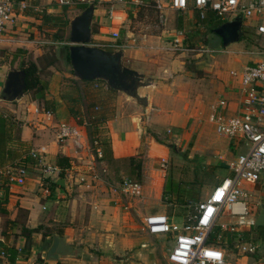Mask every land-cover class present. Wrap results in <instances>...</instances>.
<instances>
[{
  "label": "crops",
  "instance_id": "obj_1",
  "mask_svg": "<svg viewBox=\"0 0 264 264\" xmlns=\"http://www.w3.org/2000/svg\"><path fill=\"white\" fill-rule=\"evenodd\" d=\"M21 1L25 5L24 8L33 6L39 11L43 9L48 12L61 11V6L56 0ZM88 1L90 2V0ZM72 7L78 10L76 5ZM24 8H16L14 19L6 24L4 31L0 34V92L11 66L20 68L24 56L31 53L35 60L43 52V47L38 46V43H42L40 38L42 31L38 29L41 21L24 11ZM114 11L126 12L125 9ZM110 22V19L107 20V17L104 16V10L98 7L95 2L93 26H97L99 30L93 33L94 43L105 41L106 38L110 39L109 36L102 33L108 29ZM170 31L171 33H168ZM176 32L174 28L162 29L161 34L153 37L158 41L159 48L171 49V40L176 39ZM222 48L226 47L222 46ZM126 49L125 55L129 59L143 62L140 68L133 69L152 79V84L140 89L141 94L146 93L148 95V104L145 109L134 99L115 91L112 105L114 107L113 114L101 126L102 132L107 134V141L111 145L112 159L110 160L93 154L92 149H90L85 122L79 124L73 116L67 114L66 119L59 118L58 114L64 115L65 109L63 110L64 103L56 95V111L51 123H48L43 116L34 113V107L38 105L37 101L30 99L32 109L31 111L26 109V104L29 103L26 100L27 94L18 102L0 100V112L6 111L22 122L20 139L30 147V155L38 159L35 164L25 163L24 167L19 166L16 169H11L10 179L6 183L8 187L7 202L2 204L4 211L0 213V249L4 247L16 251L12 263L118 264L117 261L123 259L124 256L122 251L129 245L137 244L140 237L136 236L132 229L137 222L135 213L130 209L132 208L131 203L126 201V197L120 198L118 195H114L110 188L108 189L107 184L101 178V170L130 169L129 162L123 160L130 156L135 157L136 161L141 163L140 169L144 179L143 183L140 182L144 194L142 209L145 210V214L141 216L143 222V217L149 213L157 212L165 213L170 217L173 216L161 209L162 206L159 205V201L164 196V200L168 204L177 205L169 193L176 191L179 187L177 184L180 169H220L219 167L222 165H224V169H228V162L240 154L239 145L245 141L224 135L221 136L227 141L230 152L224 161L219 163L210 159L211 156L207 155V152L196 149L197 144H194L189 152L181 157L171 155L169 149L165 152L161 151L159 155L155 146L159 144L150 140L148 149L146 152H142L139 150V138L143 126L149 127L154 132H158L159 128H169L172 139L182 147L181 151L184 152L197 123L207 121V117L215 112L214 109L220 99L226 100V106L221 109L222 114L233 116L240 113L239 100L242 96L240 77L239 75L234 76L230 72L231 70L239 72L248 63L239 68H232L228 72H220L208 77L207 75H194L183 66L177 65L176 59L161 67L158 66L159 59L147 60L138 56V52L134 50H127V52ZM175 58H179V56L176 55ZM181 63L184 64V61ZM230 67H236V65ZM104 90L102 89V91ZM51 94L52 92L48 91V95ZM137 118L140 119V123L135 121ZM61 120H66L79 127L84 144L82 149H76L71 140L57 141L56 126ZM211 125L216 131L215 125L213 123ZM59 155L67 158V164L64 168L60 167L58 162ZM194 156L198 161L193 159L188 161ZM161 157L166 158V168L161 167ZM51 165L57 166L59 169L72 168L75 170L91 167V169H98L96 172L99 176L90 185L82 183L73 188V184H76L77 181L76 177L72 179L65 172H63L64 176L62 177L59 176V173L46 174L44 172L45 166ZM20 168H24V174L19 173ZM162 169H179L175 173L172 171L170 173L172 186L167 187V178L163 173L166 170L163 171ZM79 174L77 173V176ZM2 176L0 170V201L3 200L1 197L5 191ZM58 178H64V185L57 184V186L50 188L49 181L56 182ZM260 179H263L264 184V173ZM256 182H246L244 184L245 191L249 192L251 187L253 189ZM42 184L49 188V194L46 195L43 192ZM258 193L260 197L257 200L258 207L252 206L254 214L260 203L264 201V188H260ZM179 206L184 207L183 204ZM153 208H157V211H149ZM184 215H182L181 221ZM77 221L78 224H75ZM23 226L34 231H31L29 237V250L26 247L25 252H20L27 241V235L22 231ZM55 233L61 235L65 242L74 246V254L50 262L45 259V253L51 245ZM256 233L260 238L256 240L259 246L256 253L242 256V260L246 264H264V231H259L257 228ZM225 234L227 235V233ZM73 239H78L77 243L82 244L81 254H85V252L94 253L92 251L94 249L99 250L100 256L96 259L92 257V260L77 256L75 254L76 247L71 243ZM162 260L169 264L167 256L162 254L156 256L152 261L155 264L156 262L161 264ZM7 262L10 261L6 255L0 256V264Z\"/></svg>",
  "mask_w": 264,
  "mask_h": 264
},
{
  "label": "rangeland",
  "instance_id": "obj_2",
  "mask_svg": "<svg viewBox=\"0 0 264 264\" xmlns=\"http://www.w3.org/2000/svg\"><path fill=\"white\" fill-rule=\"evenodd\" d=\"M92 1L93 0H90V2ZM155 1L161 6V9H159V11L165 19V25L162 26L164 30H170V28L175 25L179 17H182L183 19L182 29L184 30L183 32H185V35L183 34V36H185V39L181 42L171 40V49L159 48V46L157 45L158 41H156V38L153 37L154 35L156 36L158 34H161L162 30L160 29V26L156 20V17L158 16L156 14V11L146 8H140L139 10H137L136 8H133L131 5H129L126 0H95L97 6L104 10V16L107 17V20H109L111 11L114 10L125 9L126 12L130 13L131 16H127L125 24L119 29L120 32L118 41H121L125 45L128 44L126 47V51L134 50L138 52V56L144 57L147 60L151 58L159 59L158 66L161 67L166 64L168 65L171 60L176 59L177 65L183 66V68H186L187 70L191 71L194 75H207L208 77H211L214 74L220 72H228L232 68H239L245 63L250 62L251 64L252 62H254L255 59L259 58L258 54H260L262 50L264 51V37L258 36L250 30L248 31L247 36L243 37L242 34V37L239 42L233 43L227 46L226 48H222L221 40L218 35L212 34L209 31L206 32L205 30H201L200 28H195V24L193 23V18L195 15L193 14V11L190 13H183L181 11L169 8L168 0ZM74 5L75 4L61 6V10L65 11V15L68 20H71L75 15H77L81 11L79 9H73L72 6ZM93 29H96V26H93ZM98 30L99 29L97 27L96 32H98ZM197 30L198 33L196 34ZM68 33L69 23L64 28V42L59 43L58 41H54V39L52 38V31H42V35L40 36L42 43H38V46L43 47L42 55L44 56L42 57V59L36 57L35 61H37L40 67L41 77L48 81L47 90L49 92H52V94L48 96H50L56 101L55 95L57 96V98H60V95H64L66 98H74L78 95L77 100H79L77 102L79 103L76 107H80V109L83 111L86 108V94H88L87 91L91 90V86H86L85 84L80 83V80L75 79L73 77V73L70 72L72 70L71 64L68 63L67 60L64 58V54L61 56L59 54V48L61 47V45L63 43L68 44ZM168 33H171V31ZM150 35L152 36L150 37ZM186 39L187 42L185 41ZM104 42V47H109L108 44L110 43V39L106 38ZM176 55H178L179 58H175ZM31 60H33V55L30 53L24 56L22 63H27ZM181 61H184V64H182ZM47 62H51L52 67L47 68ZM141 64H143V62L140 60L129 59L126 55H124L123 57V65L129 68H140ZM43 65H45V68L43 67ZM231 65H236V67H230ZM106 92L107 90H104V94L102 95H104L107 105L110 107L114 103L115 92ZM81 94H83V98L80 96ZM26 97L27 103L29 102L28 104H26V109H30L31 111V95L27 94ZM63 100V110L65 109V114L58 115L59 118L66 119V116L69 115V112L67 110L68 104L67 101ZM135 121H137V123H140V119L138 118L135 119ZM211 124L212 123L210 122L209 117H207L206 122L200 121L197 123L196 129L192 132L188 147L184 152L181 151L182 147L179 146V144H176V142H174V140L172 139L170 131L171 129L168 130L169 128H159L158 132H154L151 131L149 127L146 128L145 126H143L139 138V150L142 152H146L150 140H154L156 143L159 144L155 145L158 149L159 155L161 151L165 152L167 149H169L171 150V155H177L182 157L186 155L187 152H189V150L194 146V144H197L196 149L203 150L205 151V153L207 152V155L211 156L210 159L216 160L218 163L220 161L222 162L229 154L230 149L228 148L227 141L224 139V137L219 135L214 130ZM99 137H101V140H107V134H105V132L101 131V136ZM245 150V143L241 142L238 151L241 153ZM176 151H178L179 153ZM192 159L198 161L195 156L193 158L188 159V161ZM219 168L220 169H180V171L179 169H166V171L163 173H165L164 175L167 178V187L173 185L171 183V171L173 173H175L176 171L180 172L179 182L177 184L179 186L178 189L174 192L169 191V195L173 199L174 203L177 205L172 206L168 204L164 200V196H162L159 201V205L162 206L161 209H164L166 213L170 215H174V220L177 223H180L182 215L190 211L187 207L185 208L179 206L180 204H182V199L183 201L185 199L199 200L207 197L213 187L219 183L220 179L224 176L229 175V170L224 169V165L220 166ZM93 170L98 171V169H73L75 177L79 178L81 176H84L86 178L82 182H80L79 180L76 181V184H73V188H76L78 186L77 184H88V180L92 177L91 172ZM125 170L126 169H109V171H100L101 178L103 182L107 184L108 189L114 187L117 182L122 179V177L129 176L128 173L125 172ZM77 173L80 174L77 176ZM132 178H135V176ZM139 180L142 183L144 182V179L142 177V170L141 177L139 178ZM260 188H264L263 179L258 180L253 186V189L251 187L249 192H247L248 195L243 197L250 204V208H252L253 205L258 207L257 200L258 198H260L258 190H260ZM191 192L194 193V198L190 196ZM126 201L128 203H131L132 208L130 209H132L136 216L135 219L137 223L136 226L132 228L133 232H135V235L140 238L137 244L129 245L125 248L124 251H122L124 255L123 259L118 260L117 263L155 264V262L152 260H154L156 256L160 254L165 256L168 255V251L173 244V238L170 237L169 234H149L143 228L141 216L145 214V210L142 209L144 203V194L141 198L126 197ZM156 209L157 208H153L149 211H157ZM158 212H161V210H158ZM219 222L236 224V217L222 215L219 219ZM75 224H78V221ZM259 231H264V228H259ZM77 241L78 239L71 240V243H73L76 247L75 254L77 256L85 257L89 260H92V257L96 259L98 258V256H100L99 250L94 249L92 250L94 253L85 252V254H81L80 248L82 244H78ZM156 264L159 263L156 262ZM161 264H166V261L162 260Z\"/></svg>",
  "mask_w": 264,
  "mask_h": 264
},
{
  "label": "built area",
  "instance_id": "obj_3",
  "mask_svg": "<svg viewBox=\"0 0 264 264\" xmlns=\"http://www.w3.org/2000/svg\"><path fill=\"white\" fill-rule=\"evenodd\" d=\"M56 1L60 6L74 4L72 0ZM128 3L137 6L143 4V0H129ZM168 6L183 13H190L196 9L200 17H204L206 11H212L222 23L240 16L243 25L252 27L258 36L264 37V0H168ZM17 7L22 9L25 5L21 0H0V34L6 24L14 19ZM157 8L161 9L158 3ZM109 19L110 26L102 32L111 39L109 47L115 50L125 49L126 45H119L116 41L119 38L120 27L127 19V13L111 11ZM183 34V31H177L175 41L181 42ZM94 41L93 44L96 46L105 45L104 41L95 43ZM258 55V60L245 64L239 72L234 70L230 72L240 77L242 90L239 100L240 113L233 116L222 114L221 109L226 106V100L220 99L214 109L215 112L209 116L218 134L242 139L246 143V150L228 162L229 176L222 178L204 199L197 201L186 199L183 206L191 210L185 213L180 223L174 220V215L170 217L165 213L154 212L143 217V228L147 233L169 234L173 238L172 247L167 255L169 264H246L242 256L252 255L258 249V241L243 239V232L253 226L256 215L243 198L248 195L244 184L258 181L264 173V51ZM34 113L43 116L48 123L53 122V113L49 110H42L36 105ZM56 139L58 142L71 140L76 149H82L84 146L79 127L66 120L57 123ZM90 149L97 157L102 156L101 147L97 145L96 140L90 144ZM166 163V158L161 157L162 168H166ZM60 170L54 165L44 168L46 174L59 173ZM96 171L91 172L89 185L98 179ZM64 172L74 179L72 168L64 169ZM19 173L24 174V168H20ZM76 179L82 182L86 178L81 176ZM42 189L46 195L49 194L47 186L42 184ZM111 191L120 198L143 197L142 184L125 176L111 187ZM222 215L236 217V224L219 222ZM225 233L234 236L232 248L218 244L226 243ZM5 255L0 251V256Z\"/></svg>",
  "mask_w": 264,
  "mask_h": 264
},
{
  "label": "trees",
  "instance_id": "obj_4",
  "mask_svg": "<svg viewBox=\"0 0 264 264\" xmlns=\"http://www.w3.org/2000/svg\"><path fill=\"white\" fill-rule=\"evenodd\" d=\"M72 1L77 2L75 3V5L79 10H83L90 3L88 1H83V2L81 1L79 2L78 0H72ZM93 1L95 3V0ZM132 7L136 8L137 10H139L140 8H146L156 11V14L158 15L156 17L157 23L159 24L160 29H164L162 26L165 25V19L164 16L160 13L159 9L157 8V3L155 0H143V4ZM24 11L40 19L41 22L38 25V29L45 32L52 31V38L54 39V41H58L59 43L64 42L63 40L64 28L70 21L67 19L65 15V11L61 10L59 12H48L45 9L39 11L38 9H35V7L33 6L31 7L28 6L24 8ZM193 14L195 15L193 18L194 19L193 23L195 24L194 25L195 28H200L201 30H205L206 32L209 31L212 34H215L213 30L222 23V21L212 11H206L204 17H200L198 10L193 9ZM128 15L131 16L130 13L127 12V16ZM182 27H183V19L182 17L181 18L179 17L172 28H174L176 31H184ZM249 30L254 32L252 28L243 25L242 27L243 37L247 36ZM96 31H97V26L96 29H93V32ZM183 33L185 35V32ZM197 33L198 30L196 31V34ZM192 35H193V31H192ZM184 39L185 36L183 37V40ZM185 41L187 42V39ZM116 43L119 45H125L124 43L118 40L116 41ZM68 47H69L68 44L63 43L60 47L61 49L59 48V54L60 56L64 54V58L67 60L68 63H70L69 55H68ZM101 47L103 49L110 51L115 50V48L113 47H104V46ZM43 56L44 55L40 54L37 57L39 59H42ZM47 64H48L47 68L52 67L51 62L50 63L47 62ZM43 67L45 68V65H43ZM20 68H23L26 71L25 94H30L31 100H36L38 103V107L40 109L49 110L54 114V112L56 111V101L48 96V90H47L48 81L41 77L40 67L37 61L33 59L27 63L23 62L20 65ZM70 72L73 73L72 70ZM79 82L85 84L86 86L87 85L91 86V90L87 91L88 94H86L87 102L85 103V107H86L85 110L82 111L80 107H76L77 104L79 103L77 102L79 100V99L77 100L78 95L74 98H66L64 95L62 96L60 95V98L62 100L64 99L65 101H67L68 104L67 110L69 112V115L73 116V118L76 120L77 123L79 124H83V122L86 123V131L89 142L90 144H93L95 140L97 141V145L101 147V151H102L101 158L110 160L112 159V149L110 142H108L107 140H101V137H99V135L101 134L102 131L101 126L113 114V106L109 107L107 105L106 99L104 98V95H102L104 94V91H102V89L107 90L106 93H112L115 92V90L106 86L105 83L99 80L79 81ZM80 96L83 98V94H81ZM21 124L22 122L20 120H17L8 112L6 111L0 112V170L3 174L2 180L5 183V185L3 184V187H5L4 189L5 191L1 197L3 198V200L0 201V213L4 211L2 204L7 202L8 187L6 183H8V180L10 179L11 176L10 170L16 169L19 166L24 167L26 165L25 163L35 164L38 162L37 158L32 157L30 155L31 151L27 143L20 139ZM123 160H127L130 164V169L125 170V172L128 173L129 175L128 178L140 182L139 178L141 177V169H140L141 163L137 162L135 157L133 156L127 157L126 159ZM58 162L60 164V167L64 168L67 164V158H65L62 155H59ZM63 172L64 169H61L59 172V176L61 177L64 176ZM134 176L135 178H132ZM54 186H57V183L53 181H49V187L53 188ZM190 196L194 198V193L191 192ZM194 201L197 200L195 199ZM184 202L185 200L183 201L182 199L181 203L183 204ZM189 210H191V208H189ZM257 228L259 229L260 227ZM257 228L252 226L249 230L244 231L243 239L244 240L260 239L256 233ZM22 231L23 233H26L27 241L26 244L20 249V252H25L26 247L28 250L30 248L29 237L31 231L34 230L28 229L25 226H23ZM224 239H226V243H224V245L222 242H219L218 244L232 248L234 245L233 243L234 236L226 235ZM2 248L3 249L0 250H2L6 254L8 260L12 262L15 258L16 251L5 249L4 247Z\"/></svg>",
  "mask_w": 264,
  "mask_h": 264
},
{
  "label": "water",
  "instance_id": "obj_5",
  "mask_svg": "<svg viewBox=\"0 0 264 264\" xmlns=\"http://www.w3.org/2000/svg\"><path fill=\"white\" fill-rule=\"evenodd\" d=\"M95 3L90 2L69 22L68 55L73 77L80 81L99 80L115 91L134 99L136 103L147 107L148 95L140 89L152 84V79L141 72L123 65L125 49L106 50L94 45L93 16ZM243 23L240 16L225 21L213 32L221 39L223 47L239 42L242 37ZM26 71L23 68L10 67L0 92V100L17 102L25 95ZM57 184L64 185V178H58ZM253 227H264V201L260 203L254 217ZM74 246L65 242L57 233L53 234L52 243L45 253L50 262L60 257L72 256Z\"/></svg>",
  "mask_w": 264,
  "mask_h": 264
}]
</instances>
